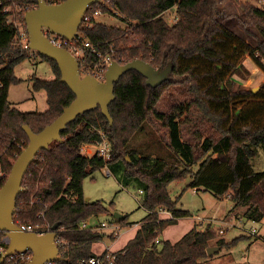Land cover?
<instances>
[{
  "label": "trees",
  "instance_id": "obj_1",
  "mask_svg": "<svg viewBox=\"0 0 264 264\" xmlns=\"http://www.w3.org/2000/svg\"><path fill=\"white\" fill-rule=\"evenodd\" d=\"M46 1L58 3L62 0ZM237 1L264 37V9ZM107 2L109 7L101 0L96 3L104 13L116 10L124 19L135 21V25L123 29L94 21L89 27L81 26L79 31L102 53L112 50L114 60L119 63L141 59L157 69L171 63L169 78L153 87L146 83L142 74L130 69L114 83L115 97L108 106L112 124L99 106L67 124L61 131L62 140L41 149L30 163L22 180L24 190L16 198L13 220L19 224L32 223L35 230L44 232L59 222L56 237L66 244L59 247L62 259L53 261L54 264H78L80 259L89 257H99L101 264H204L209 241L217 236L210 225L199 230L194 224L174 242L157 238L167 225L190 215L189 211L177 207L178 198L171 197L168 185L190 178L188 187H201L218 199L227 197L233 207L244 206L243 216L247 220L257 222L264 217V170L256 171L252 165L257 148L264 147V85L256 92L239 86L235 88L233 78L240 74V59L245 53H249L264 71L261 61L264 42L255 50L237 40L218 19V0ZM96 3L89 10L94 9ZM37 4L38 0H0V170L4 173L0 186L28 143L22 125L27 124L34 132H39L75 97L61 81L54 60L21 44L18 23L24 25L25 12ZM14 7L19 8L17 21L9 20ZM173 8L178 19L168 23L163 15ZM29 55L47 61L54 74L50 79L31 77L33 89L46 92L47 108L43 111H21L8 101L10 85L22 81L15 74V68ZM234 55L238 57L234 59ZM96 60L94 54L88 53L89 64ZM172 85L184 89L189 95L188 102H174L167 111L157 109L163 95H172ZM238 99L241 101L236 104ZM191 105L198 108L202 118L211 121L216 132V136H202L196 132V151L183 139L181 129L180 118ZM147 119L157 120L166 128V144L181 165L139 156L129 148L130 138ZM99 131L111 146L107 161L81 151L83 144L100 140ZM118 159L124 162L128 175L144 182L140 204L147 214L135 235L123 248L111 252L107 260L104 257L107 251L96 254L92 250V244L101 240L103 234L80 226L87 218L106 211L98 200L84 199L83 180ZM160 207L170 216L160 217L157 210ZM125 218L115 220L124 225L127 224ZM245 238L239 235L229 242L218 239L216 244L230 247ZM0 264H7V261Z\"/></svg>",
  "mask_w": 264,
  "mask_h": 264
},
{
  "label": "rangeland",
  "instance_id": "obj_2",
  "mask_svg": "<svg viewBox=\"0 0 264 264\" xmlns=\"http://www.w3.org/2000/svg\"><path fill=\"white\" fill-rule=\"evenodd\" d=\"M242 1L249 2L264 9V5L260 3V0ZM218 3L219 21L235 35L237 40L245 42L252 49L256 50L260 43L264 42V37L244 14L239 2L237 0H218ZM174 9L175 8L167 10L163 15L168 23H174L178 19V15L175 13ZM18 10V7L13 8V13L9 16V20H15ZM97 21L110 26H118L123 29H131L136 23L133 20L124 19V16L121 13L120 15H115L113 12L98 15ZM18 25H20L19 27L21 28V31H23L22 24L18 23ZM21 39L24 40V37ZM237 57V55L233 56L234 59ZM240 61L242 65L240 67V74L233 76L235 80L234 87L236 88L239 86L256 92L262 85H264V71L255 63L249 53L243 54ZM261 61L264 64V58H262ZM15 74L20 77L22 81L17 84H11L9 87L8 101L11 105L21 111L45 110L47 108L46 92L44 90L35 91L32 87L31 77L35 75L45 79L53 78L54 74L50 64L47 61L42 60L39 56L32 57L29 55L28 58L16 66ZM171 90L172 95H163L157 103V109L167 111L172 107L174 102H180L181 100L184 103L188 102L189 95L183 88L172 85ZM240 101L241 100L238 99L236 104H239ZM180 119L182 137L193 145L195 151L198 149L196 147L198 142L196 132H200L202 136H216L211 121L207 118H202L198 108L193 105L190 106V110L185 112ZM128 146L130 149L135 150L139 156L147 155L152 159H160L167 163L181 165L178 157L166 144V128H164L157 120H145L130 138ZM93 150L94 148L91 143L83 144L81 146V151L88 156H92ZM252 165L255 170H261L263 168L264 147L259 146L257 148V154L254 159H252ZM196 167V165L192 166V169L195 170ZM106 169H109L111 174L107 175ZM189 181L190 178L180 181H172L168 185V190L172 198H178L177 207L189 211L190 215L184 216L187 218L180 217L174 223L167 225L157 238L175 241L194 224H197L199 230H203L207 225H210L217 234L215 238L216 241L224 231H226V233L223 236L229 238L235 233L248 235L245 229L254 224L257 226V222L255 221L234 217H232L227 227L223 226L221 222L215 221L213 217L219 215L221 210H224V208L229 206L230 199L225 197L222 198V200H218L210 191L204 190L201 187L198 189L196 188L197 191L194 192L193 187L187 186ZM143 187L144 182L137 176L128 175L126 173L124 162L119 159L114 160L100 170H97L84 178V199L86 201L98 200L106 209L105 212L99 213L97 216L89 217L80 224L81 227L90 228L93 231L101 232L103 234L102 240L96 241L93 243L94 245L92 244V248L96 252H103L107 246L111 249L119 247L120 244L117 246H113L112 244V240L119 231L118 229H113L115 225L120 227V242L118 243H121L125 239L129 230L134 228V223H138L146 216V209L140 204L142 197L141 190ZM226 212L227 210H225L224 213ZM115 213H120L126 216L125 221L127 224L123 225L120 222L118 223L114 217ZM191 215L195 216L192 218L190 217ZM159 216L162 217V214H159ZM101 222H105L106 226H101ZM207 222H209V224H207ZM211 223L213 224L211 225ZM218 228H221L223 233H217ZM226 228H228V230ZM250 238H253V236L248 239ZM248 239H245V245L248 244ZM212 240L209 241V245ZM235 246L236 245L231 247L233 248ZM234 250L235 249H233L232 252H235ZM258 251L263 254L260 256L259 261L252 260L250 262L251 264H264V250L259 249ZM247 252L248 248H245L244 252L240 251L238 257H241Z\"/></svg>",
  "mask_w": 264,
  "mask_h": 264
},
{
  "label": "water",
  "instance_id": "obj_3",
  "mask_svg": "<svg viewBox=\"0 0 264 264\" xmlns=\"http://www.w3.org/2000/svg\"><path fill=\"white\" fill-rule=\"evenodd\" d=\"M98 1L100 0H62L58 3H48L46 0H38L37 6L24 14L29 48L57 63L61 81L68 85L75 97L63 108L58 117L39 132H34L27 124L22 125L28 143L13 162L5 182L0 186V231L6 232L10 240L0 257L1 263L7 256L19 250H30L32 253L25 264H44L62 259L55 241L59 222L54 223L46 233L37 234L20 230L13 220L16 198L24 190L22 187L24 174L36 154L41 149L49 148L53 141H61V131L67 124L98 106L112 124L108 106L115 97L114 83L126 71L130 69L138 71L146 78V83L153 87L168 79L171 73V63L163 69H157L144 60L133 59L126 63L112 61L106 69L104 81L98 80L91 74L81 75L76 57L67 49L53 45L42 28L46 27L52 33L65 38H73L84 13L89 6ZM126 158L129 159L128 156ZM114 217L118 219L123 217V214L115 213ZM218 248V246H209L206 248L207 255H212Z\"/></svg>",
  "mask_w": 264,
  "mask_h": 264
},
{
  "label": "built area",
  "instance_id": "obj_4",
  "mask_svg": "<svg viewBox=\"0 0 264 264\" xmlns=\"http://www.w3.org/2000/svg\"><path fill=\"white\" fill-rule=\"evenodd\" d=\"M102 3H104L105 6L109 7L108 5V0H101ZM260 3L264 5V0H260ZM96 7L94 9H90L91 6L87 9V11L84 13L82 16V20L80 23V26L84 27H89L92 25L94 21H97V16L101 14H105L101 7L99 6V3H96ZM115 11V12H114ZM115 15H120V13L116 10H112ZM24 25H22L23 31H21V28L19 27V32H20V38L24 37V40L21 39V44L24 48H29V43H28V35L27 31L24 30ZM75 33L73 38H65L63 36L57 35L55 33H52L48 28L43 27V33L46 35L48 40L55 46L62 47L67 49L70 53H72L76 59L79 62V69H80V74H91L95 78H97L100 81L105 80V72L108 67V65L114 61L113 55H112V50L107 53H102L96 46L91 44L85 37L84 35L79 31ZM30 49V48H29ZM32 50V49H31ZM88 53H92L97 57V60L93 64H89L87 61V55ZM86 65L88 66L87 69L85 68ZM100 134V140L98 142L91 143L92 147L94 148L92 155L99 156L103 158L104 160H107L110 158L111 154V146L109 141L106 139L104 134L99 131ZM32 163V162H31ZM34 166L36 163L33 164ZM106 174L109 175L111 172L109 169H106ZM4 176V173L0 170V178ZM197 191L196 188H194V192ZM159 214H167L168 217L170 216V213L164 208L160 207L157 209ZM15 222V221H14ZM16 223V222H15ZM19 226V229L25 232H35L37 234H44L46 232L44 231H38L35 230L36 228L32 223L26 222V223H16ZM101 226H106L105 222L100 223ZM228 224H226L227 226ZM113 229H118L120 230V227L115 225ZM246 233L251 236H255L257 233V226L254 224L250 226L249 228L245 229ZM3 232L2 235H0V257L6 250L8 244H9V236L6 232ZM217 233H223V230L221 228H218ZM56 244L58 248L60 246H63L66 244L65 241H60L57 237L55 238ZM158 241V240H156ZM32 253L30 250H19L14 252L13 254L7 256L5 260L7 261V264H25L27 260L31 257ZM104 257L107 260H110L111 258V253L106 252L104 254ZM102 259L99 257H89V258H82L78 261V264H101ZM44 264H54L53 261L51 262H46Z\"/></svg>",
  "mask_w": 264,
  "mask_h": 264
},
{
  "label": "crops",
  "instance_id": "obj_5",
  "mask_svg": "<svg viewBox=\"0 0 264 264\" xmlns=\"http://www.w3.org/2000/svg\"><path fill=\"white\" fill-rule=\"evenodd\" d=\"M262 170H264V166H263V168L261 170H256V171H262ZM218 200H222V199H218ZM225 210H227L226 213H224ZM244 211H245V207L244 206L233 207V203L230 201L229 206L227 208H224V210H221L219 215L214 216L213 218L215 219V221L221 222V224H223V226H226V224H228L230 222L232 217L240 218V219L241 218L242 219H246L243 216ZM146 212H147V210H146ZM194 216L191 215L190 217L193 218ZM162 217H168V215L165 213V214H162ZM184 218H187V217H184ZM139 223H140V221L138 223H134V228L132 226L133 229L129 230L128 234L125 236V239L121 243H118V242H120L119 241V231L120 230H119L117 235L115 236V238L112 240L113 246H115V245L117 246L118 244H120L119 247H117L115 249H111V248H109L107 246L108 248L106 247L105 250H108L109 252H114V251H117V250L123 248L124 245L127 243V241L129 239H131L135 235V232H136L137 228L139 227L138 226ZM207 224H209V222H207ZM212 224L213 223H211V225ZM226 229L228 230V228H226ZM225 233H226V231H224V233L222 235H220L218 237V239H221L224 242H229L230 240H232L233 238H235V237H237L239 235H244L242 233H235V234L232 235V237L225 238L223 236ZM245 236H246L245 239H248L249 237H251L250 235H246V234H245ZM245 239L239 240L238 241L239 243H237L236 246L233 247V248L231 246L229 247V246H226V245L220 247L219 245L216 244L217 240L216 241H215V239L212 240L210 245L211 246H218L219 248L212 255H208L204 259V264H244V263H250L252 260L259 261V258H260V256L263 253L259 252L258 250L259 249L264 250V217H262L259 221H257V233H256L255 236H253V238L248 239L249 242H248L247 245H245V243H244ZM172 242H174V241H172ZM113 246H112V248H113ZM245 248H248V252L243 254L241 257H238L240 251L244 252ZM233 249H235L234 250L235 252H232ZM92 250L96 254H101L102 253V251L101 252H96L93 248H92ZM252 264H254V263H252Z\"/></svg>",
  "mask_w": 264,
  "mask_h": 264
}]
</instances>
